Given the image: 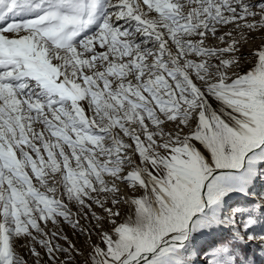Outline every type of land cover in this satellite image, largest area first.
<instances>
[{
  "label": "snow or ice",
  "instance_id": "1",
  "mask_svg": "<svg viewBox=\"0 0 264 264\" xmlns=\"http://www.w3.org/2000/svg\"><path fill=\"white\" fill-rule=\"evenodd\" d=\"M261 180L264 0H0V264H255Z\"/></svg>",
  "mask_w": 264,
  "mask_h": 264
},
{
  "label": "rangeland",
  "instance_id": "2",
  "mask_svg": "<svg viewBox=\"0 0 264 264\" xmlns=\"http://www.w3.org/2000/svg\"><path fill=\"white\" fill-rule=\"evenodd\" d=\"M209 43H216L215 41H209ZM261 44L260 37H256L254 40H250L247 45H245L241 51L244 53V62L241 63V66L239 69H236V71H246L250 67V62L253 59V57L250 55L251 52L255 49V47L259 46ZM254 46V49L251 50L250 52H244V48L246 49L247 46ZM257 189L258 190H264V180H261L257 184ZM71 206V205H70ZM73 211H75V207H73ZM120 211H121V217L119 218L118 222L122 221L123 219H126L128 215L131 214V209L128 207L127 204H121L120 205ZM82 224L86 223V221H81ZM61 229L65 235L69 237V240H71L74 244H76L77 248L81 249L82 251H87V248L89 245L93 243H99V237L96 235H93L92 240L88 241L85 243L86 237L84 235H81L79 233V229L73 230L70 225L67 224H62ZM220 234H214V236H201L198 237L194 241V246L196 249H199L201 246L205 245L206 243L211 242L214 238H218ZM60 243H65L63 240L60 241ZM17 252L22 255L26 260L29 261V264H31L32 258L29 255L27 247L24 246V241H17ZM250 254L253 256L255 259V264H264V257L260 256L258 253V249H250L249 250ZM192 258L196 259V252L194 251L192 253ZM85 257L84 255H78L76 256V262L77 264H83ZM200 260H204L205 257L203 253H200L199 255ZM208 259L211 260L212 257L211 255L208 256ZM199 264V261L197 262Z\"/></svg>",
  "mask_w": 264,
  "mask_h": 264
},
{
  "label": "bare ground",
  "instance_id": "3",
  "mask_svg": "<svg viewBox=\"0 0 264 264\" xmlns=\"http://www.w3.org/2000/svg\"><path fill=\"white\" fill-rule=\"evenodd\" d=\"M256 37H260V34L259 33H256V34H254ZM256 48V47H255ZM254 49V46L253 45H251V46H247V48L245 49L244 48V52H250L251 50H253ZM213 106L215 107L216 106V104H215V102H213Z\"/></svg>",
  "mask_w": 264,
  "mask_h": 264
}]
</instances>
